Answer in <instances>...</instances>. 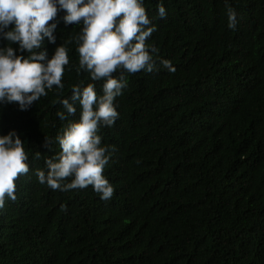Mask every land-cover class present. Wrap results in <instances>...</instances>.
Instances as JSON below:
<instances>
[{"label":"trees","instance_id":"obj_1","mask_svg":"<svg viewBox=\"0 0 264 264\" xmlns=\"http://www.w3.org/2000/svg\"><path fill=\"white\" fill-rule=\"evenodd\" d=\"M143 7L155 25L145 43L157 65L166 59L175 70L113 73L126 82L113 101L118 117L98 128L114 149L103 172L110 199L91 186L54 190L35 176L60 151V129L79 116L73 102L76 111L59 119V101L81 82L102 94L103 81L79 68L80 25L59 21L54 33L68 50L63 88L27 110L0 104V134L15 130L28 157L16 199L0 209V264H264V0ZM44 47L51 55L55 45Z\"/></svg>","mask_w":264,"mask_h":264},{"label":"clouds","instance_id":"obj_2","mask_svg":"<svg viewBox=\"0 0 264 264\" xmlns=\"http://www.w3.org/2000/svg\"><path fill=\"white\" fill-rule=\"evenodd\" d=\"M62 15L57 18V13ZM157 15H165L162 3ZM227 27L236 25L233 8L226 9ZM78 24L74 36L79 68L92 81H103L97 95L93 83L73 85L71 95L59 101L65 120L80 106L79 116L69 120L56 136L60 151L44 160V169L35 171L37 181L61 191L91 186L100 199L113 195V187L104 176V167L114 150L101 144L100 126H111L118 113L114 98L126 87L123 70L128 73L155 71L163 67L174 71L171 62L156 63V48L145 40L155 25L150 23L143 0H0V104L16 103L27 110L46 90L63 88L61 77L69 59L64 44L56 43L57 23ZM45 41L55 47L49 55ZM15 44V49L12 45ZM27 153L18 133L0 134V209L5 197L15 200V179L28 171ZM70 178V179H69Z\"/></svg>","mask_w":264,"mask_h":264}]
</instances>
